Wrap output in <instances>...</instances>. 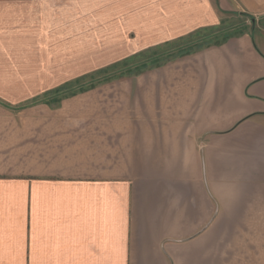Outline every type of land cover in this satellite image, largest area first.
Listing matches in <instances>:
<instances>
[{"label": "crops", "instance_id": "obj_1", "mask_svg": "<svg viewBox=\"0 0 264 264\" xmlns=\"http://www.w3.org/2000/svg\"><path fill=\"white\" fill-rule=\"evenodd\" d=\"M228 15L250 29L46 98ZM263 218L264 0H0V264H243Z\"/></svg>", "mask_w": 264, "mask_h": 264}, {"label": "rangeland", "instance_id": "obj_2", "mask_svg": "<svg viewBox=\"0 0 264 264\" xmlns=\"http://www.w3.org/2000/svg\"><path fill=\"white\" fill-rule=\"evenodd\" d=\"M250 27V21L244 16H225L221 27L214 31L200 33L171 45L151 49L119 64L116 67H113L110 70L99 74L88 75L83 79L74 82L67 87L65 92L61 93V95H55L56 93H54L50 94L46 98H48V100L55 98L62 99L66 94H69L70 96H72L71 94H84L76 97L75 100H96L99 98L98 96L102 95V93L105 97L104 94H110V91H108L110 88L108 86L101 88L104 84L126 85L130 83L128 81V77L130 76L141 74L148 69L150 71L159 67L164 62L176 58V56L180 54L196 50L197 48L208 44L219 42L228 35L236 34L245 28L250 29ZM95 56L97 59H94L93 61L96 65L106 64L112 60L111 53L105 46L102 53L94 54L93 58H95ZM100 56L101 58H98ZM146 76L148 77L150 74H147ZM85 89H87V91ZM86 92L90 93L85 94ZM251 226H256L255 230L257 232V236H252L249 234L250 232H248V236L245 237L246 241L247 243L261 244V249L257 248L255 251L248 250L240 253H232L230 256L231 261L235 259V256L240 255L239 258L241 260L239 261H242L243 264H264V218L261 221H252L250 219H248V221L246 220L245 229L250 230ZM244 256L245 260H243Z\"/></svg>", "mask_w": 264, "mask_h": 264}, {"label": "trees", "instance_id": "obj_3", "mask_svg": "<svg viewBox=\"0 0 264 264\" xmlns=\"http://www.w3.org/2000/svg\"><path fill=\"white\" fill-rule=\"evenodd\" d=\"M248 18V17H247ZM251 21H253V19L252 18H249ZM199 48H201V47H199ZM199 48H197V49H199ZM190 52V51H189ZM186 53H188V52H186ZM184 54V53H183ZM180 55H182V54H180ZM180 55H178V56H180ZM177 57V56H176ZM124 62H126V61H124ZM124 62H122V63H124ZM121 64V63H120ZM119 65V64H118ZM118 65H115V66H113V67H116V66H118ZM113 67H111V68H109V69H106V70H102V71H100V72H98V73H95V74H99V73H101V72H104V71H107V70H110V69H112ZM91 75H94V74H91ZM83 79V78H82ZM76 82V81H75ZM74 83V82H73ZM73 83H71V84H73ZM70 84V85H71ZM69 85V86H70ZM69 86H67V87H69ZM66 87V88H67ZM66 88H64V89H62V90H60V91H57V92H53L52 94H54V93H56L55 95H61V93H64L65 92V89ZM89 88V87H88ZM85 90H87V89H85ZM67 95H69V94H66L65 96H67ZM57 99H59V98H57ZM56 98L55 99H52V100H57Z\"/></svg>", "mask_w": 264, "mask_h": 264}]
</instances>
